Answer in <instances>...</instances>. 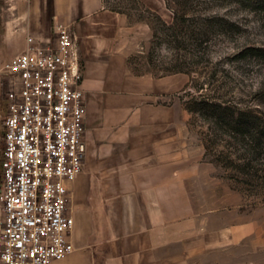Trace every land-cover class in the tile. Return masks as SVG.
Returning <instances> with one entry per match:
<instances>
[{
  "label": "crops",
  "instance_id": "1",
  "mask_svg": "<svg viewBox=\"0 0 264 264\" xmlns=\"http://www.w3.org/2000/svg\"><path fill=\"white\" fill-rule=\"evenodd\" d=\"M58 25L81 68L86 152L65 181L73 250L51 264H264L260 223L214 194V168L174 96L181 79L133 73L143 26L102 0H0V187L6 65L54 42Z\"/></svg>",
  "mask_w": 264,
  "mask_h": 264
},
{
  "label": "rangeland",
  "instance_id": "2",
  "mask_svg": "<svg viewBox=\"0 0 264 264\" xmlns=\"http://www.w3.org/2000/svg\"><path fill=\"white\" fill-rule=\"evenodd\" d=\"M174 1L105 0L103 7L143 26L127 59L133 73L181 79L174 96L202 161L214 168V194L227 195L228 210L246 222H259L264 237V0H200L191 8ZM174 11L189 18L167 30L158 17L170 25ZM208 16L232 25L216 21L208 40H198Z\"/></svg>",
  "mask_w": 264,
  "mask_h": 264
},
{
  "label": "built area",
  "instance_id": "3",
  "mask_svg": "<svg viewBox=\"0 0 264 264\" xmlns=\"http://www.w3.org/2000/svg\"><path fill=\"white\" fill-rule=\"evenodd\" d=\"M0 264H51L73 250L65 181L86 146L81 68L70 31L28 46L6 65Z\"/></svg>",
  "mask_w": 264,
  "mask_h": 264
},
{
  "label": "trees",
  "instance_id": "4",
  "mask_svg": "<svg viewBox=\"0 0 264 264\" xmlns=\"http://www.w3.org/2000/svg\"><path fill=\"white\" fill-rule=\"evenodd\" d=\"M133 1H135V2H137V0H133ZM205 1V0H204ZM104 2H105V0H102V3L104 4ZM174 2H176V3H180V4H182L183 6H185V7H190L191 8V6H193V2H197V4L196 5H199L200 3H202V1H200V0H175ZM104 8H106V9H110V10H112V11H116V12H119L118 11V9H116V8H111V7H104ZM158 17V16H157ZM187 18H189V17H185V16H183V15H179V14H177V12H175L174 11V22L172 23V24H170V25H166L163 21H162V19L160 18V17H158V20H159V22L161 23V25L164 27V28H166L167 30H172V31H174V29H177L176 27H177V24L178 23H183V22H185L186 20H187ZM203 20H204V25H205V27H204V29L203 30H201L200 32H198V33H196V34H194V37L195 38H197L198 40H201L202 41V39L205 41V40H208V38L210 37V35L212 34V33H214L215 31H216V21L218 22V23H220V22H222V23H220V25H218L219 27H224V25L225 26H227V25H232V23L230 22V21H228V20H223L222 18H218V16H208V17H206V18H203ZM180 31H182V29H179V32ZM176 33V32H175ZM154 35H155V33H154ZM156 36V35H155ZM193 37V38H194ZM180 71H182V70H174L173 72H180ZM183 72H185V73H191V71L190 70H185V71H183ZM197 103H199V102H197ZM196 104V103H195ZM204 105H207L208 104V102H204L203 103Z\"/></svg>",
  "mask_w": 264,
  "mask_h": 264
}]
</instances>
